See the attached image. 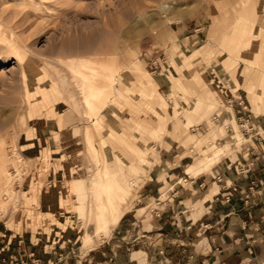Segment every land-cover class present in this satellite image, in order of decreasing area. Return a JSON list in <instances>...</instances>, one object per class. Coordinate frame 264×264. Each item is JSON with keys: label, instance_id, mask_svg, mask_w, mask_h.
Returning <instances> with one entry per match:
<instances>
[{"label": "rangeland", "instance_id": "374dc122", "mask_svg": "<svg viewBox=\"0 0 264 264\" xmlns=\"http://www.w3.org/2000/svg\"><path fill=\"white\" fill-rule=\"evenodd\" d=\"M253 141L264 0H0V264H208L159 219Z\"/></svg>", "mask_w": 264, "mask_h": 264}, {"label": "crops", "instance_id": "0c3cea01", "mask_svg": "<svg viewBox=\"0 0 264 264\" xmlns=\"http://www.w3.org/2000/svg\"><path fill=\"white\" fill-rule=\"evenodd\" d=\"M193 139V136H189V140ZM221 158L220 152H214L205 158V163L213 164ZM110 171L114 175L117 173L115 166H110ZM211 171L210 175L184 176V181L189 183L188 195L200 194V188L206 187L203 192L207 201L206 210L197 213L196 220L189 219L193 220L189 226V220L185 217L187 210L163 213V218L159 219L161 223L158 222L160 228H163L162 225L170 226L165 230L168 232L172 226L177 225L173 230H181V235L190 228L201 231V242L204 244L202 249L206 252V257L202 259L208 264H246L263 261L264 143L253 141L246 151H238L233 157L224 158L213 166ZM176 190L174 196L181 194L183 197L182 190ZM248 195L249 200L246 199ZM178 202L179 206L175 208L182 209L184 198Z\"/></svg>", "mask_w": 264, "mask_h": 264}, {"label": "bare ground", "instance_id": "6f19581e", "mask_svg": "<svg viewBox=\"0 0 264 264\" xmlns=\"http://www.w3.org/2000/svg\"><path fill=\"white\" fill-rule=\"evenodd\" d=\"M85 81H86V79H85ZM90 85V84H89ZM87 86V85H86ZM86 89H88V87L86 88L85 86H84V88H83V92H85L86 91ZM90 96H92V97H96L97 96V94H95L94 92H97L96 91V89H94V87L93 86H90ZM87 92V91H86ZM91 145V144H90ZM104 147V146H103ZM95 153V152H94ZM99 153V152H98ZM101 162H102V164H103V172H104V178H106V179H108L109 178V173H108V168H107V162L106 161H102L101 160ZM110 174H112V173H110ZM108 197V200H109V203H110V206H111V209H113V206H114V204H113V201H114V198L111 196V195H108L107 196ZM125 197H123V198H120L121 200L122 199H124ZM108 203V204H109ZM100 208V207H99ZM105 208V207H104ZM101 209H103V208H101ZM106 209V208H105ZM104 209V210H105ZM118 210V209H117ZM119 211V210H118ZM113 212V211H112ZM116 212V211H115ZM118 213V212H117ZM114 219H115V222H117L119 219H120V215L118 214L117 216L116 215H114ZM113 219V220H114ZM106 227H107V225H106ZM84 244H85V247H86V245H87V243L89 242V238H88V235H87V237H85V239H84ZM93 242V241H92ZM88 247L90 246V245H87Z\"/></svg>", "mask_w": 264, "mask_h": 264}, {"label": "built area", "instance_id": "2783aa9c", "mask_svg": "<svg viewBox=\"0 0 264 264\" xmlns=\"http://www.w3.org/2000/svg\"><path fill=\"white\" fill-rule=\"evenodd\" d=\"M156 64V63H155ZM245 107H243L242 106V104L240 103V108H239V110H238V113L239 114H242L241 116H240V120L243 122V121H245L246 122V124L244 125V126H247L248 125V123H249V121H250V115H247V113H246V111H245V109H244ZM248 197V196H247Z\"/></svg>", "mask_w": 264, "mask_h": 264}]
</instances>
